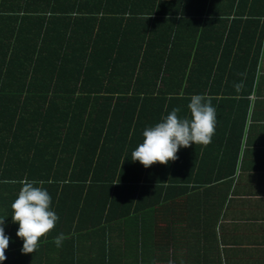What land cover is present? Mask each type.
Wrapping results in <instances>:
<instances>
[{
	"label": "trees",
	"instance_id": "16d2710c",
	"mask_svg": "<svg viewBox=\"0 0 264 264\" xmlns=\"http://www.w3.org/2000/svg\"><path fill=\"white\" fill-rule=\"evenodd\" d=\"M255 6L0 0V218L9 236L0 264H162L175 236L167 198L178 182L199 184L193 156L204 144L178 150L188 159L180 172V158L146 168L131 152L146 126L173 107L187 111L191 95L227 94L231 38L242 16L262 12ZM231 64L236 78L242 67ZM21 180L42 182L59 217L33 253L21 252L11 220Z\"/></svg>",
	"mask_w": 264,
	"mask_h": 264
},
{
	"label": "crops",
	"instance_id": "0c3cea01",
	"mask_svg": "<svg viewBox=\"0 0 264 264\" xmlns=\"http://www.w3.org/2000/svg\"><path fill=\"white\" fill-rule=\"evenodd\" d=\"M248 1L262 12L242 16L231 38L235 47L227 54V94L206 92L220 106L222 121L211 142L193 156L198 164L193 178L199 184L187 190L188 182H178L167 198L175 236H166L165 244L174 245L162 249V264H264V0ZM232 59L242 67L239 76L233 73L236 78L230 73ZM176 157L179 172L187 171L186 152Z\"/></svg>",
	"mask_w": 264,
	"mask_h": 264
},
{
	"label": "clouds",
	"instance_id": "9594fccd",
	"mask_svg": "<svg viewBox=\"0 0 264 264\" xmlns=\"http://www.w3.org/2000/svg\"><path fill=\"white\" fill-rule=\"evenodd\" d=\"M240 85H236L239 89ZM188 114L179 116L173 107L158 122L142 130V142L131 152V160L139 161L144 167L159 162L166 164L175 160L176 153L190 144L211 142L217 123L215 107L205 94H193L187 104ZM17 197L11 204V220L18 224L16 236L22 239V253H33L40 237L49 232L59 219L51 207V196L42 182L21 180ZM5 218H0V262L5 260L9 236L5 234ZM63 234L53 238L57 247Z\"/></svg>",
	"mask_w": 264,
	"mask_h": 264
}]
</instances>
